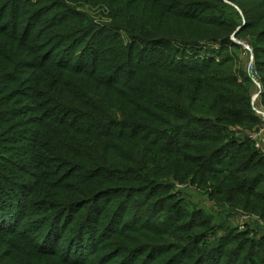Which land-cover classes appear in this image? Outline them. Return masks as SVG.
<instances>
[{
	"label": "trees",
	"instance_id": "obj_1",
	"mask_svg": "<svg viewBox=\"0 0 264 264\" xmlns=\"http://www.w3.org/2000/svg\"><path fill=\"white\" fill-rule=\"evenodd\" d=\"M246 31L264 0H0V264H264Z\"/></svg>",
	"mask_w": 264,
	"mask_h": 264
},
{
	"label": "rangeland",
	"instance_id": "obj_2",
	"mask_svg": "<svg viewBox=\"0 0 264 264\" xmlns=\"http://www.w3.org/2000/svg\"><path fill=\"white\" fill-rule=\"evenodd\" d=\"M263 1V0H262ZM232 7L236 8L240 13L241 10L239 7H237L235 4L233 3H229ZM98 14H100V18L101 20H105L106 21V17L104 15V13L102 11H97ZM242 14V13H241ZM252 31H246L243 35V37H241L242 39H236L233 37V40L242 46V51H244L245 53L242 55L241 60H242V65L243 68H245V63L247 60V54H253V56H255V54H257L258 49H256V47H264V42H260L257 41L255 38L251 37L249 34ZM249 42V43H248ZM255 46V47H253ZM218 48V47H217ZM248 48V49H247ZM258 58L259 61L264 60V55H261L258 53ZM256 61V60H255ZM241 65V66H242ZM260 77L264 76V69L262 71V73H260ZM258 143V142H257ZM259 144V143H258ZM177 190H183L185 192H187L188 196L191 198V200L196 203L199 206H203L209 209V211L211 213H213L214 211H216V208L213 204L209 203L206 201V196L203 195L201 192L197 191V190H189V189H184L182 186H177ZM218 214H215V216H217ZM216 222L220 223L222 220L220 219V217H216ZM228 224H230V226L233 227V229L238 230L241 233H246L248 230H252V229H256V226L252 223V220H249V218L242 216L239 219H235V220H226ZM221 235V234H220Z\"/></svg>",
	"mask_w": 264,
	"mask_h": 264
},
{
	"label": "built area",
	"instance_id": "obj_3",
	"mask_svg": "<svg viewBox=\"0 0 264 264\" xmlns=\"http://www.w3.org/2000/svg\"><path fill=\"white\" fill-rule=\"evenodd\" d=\"M246 68H247V71L249 72L250 76L253 79V83L256 86V91L254 92V94L252 96V101H253L252 103H253L254 109H255L257 114H264V107H262V105H261V101H262L261 100L262 99V94H261L262 84H261V82L259 80V74H258V71L256 69L255 60H254V56H253L252 53L249 55V60H248V63L246 65ZM259 133L260 132H256V133L252 134V138L255 139L256 142H257ZM256 147L260 148L258 143H256Z\"/></svg>",
	"mask_w": 264,
	"mask_h": 264
},
{
	"label": "crops",
	"instance_id": "obj_4",
	"mask_svg": "<svg viewBox=\"0 0 264 264\" xmlns=\"http://www.w3.org/2000/svg\"><path fill=\"white\" fill-rule=\"evenodd\" d=\"M258 116L261 118V120L263 122V126H262L260 133H259L257 142L259 143L260 149L264 154V114H258Z\"/></svg>",
	"mask_w": 264,
	"mask_h": 264
}]
</instances>
